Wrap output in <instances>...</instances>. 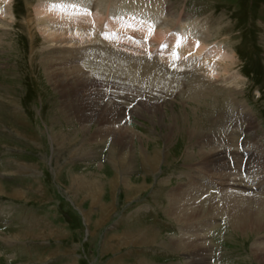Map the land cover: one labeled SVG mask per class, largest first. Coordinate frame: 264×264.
I'll list each match as a JSON object with an SVG mask.
<instances>
[{"label": "rangeland", "instance_id": "obj_1", "mask_svg": "<svg viewBox=\"0 0 264 264\" xmlns=\"http://www.w3.org/2000/svg\"><path fill=\"white\" fill-rule=\"evenodd\" d=\"M120 1L126 2L122 8H139V5L146 8V3L153 2L163 12L159 17L166 14L169 19L181 20L184 26L194 22L213 35L201 40L207 51L199 53L198 38L174 34L173 27L168 28L169 38L178 35L180 44L176 47L186 46L191 53L181 59L179 52L162 47L169 38L159 37V44L154 41L158 22L152 24L151 19L143 21L140 17L129 22L133 26L149 25L146 31L133 27L135 33L143 31L140 33L144 40H141L127 37L125 31H130L123 29L117 19H111L119 25L115 31L125 33L119 37H127L118 40V36L110 37L107 30L111 27L110 20L103 15L99 39L104 43L98 44L112 48L115 56L121 52L129 60L142 58L150 65L161 64L168 72L167 75L164 72L166 77L168 74L174 77L173 86L167 85L165 90L148 89L140 83L142 80L116 77L114 80L130 89L102 87L106 95L102 103H123L119 120L114 126H105L99 122L100 112L87 114L86 108L66 97L67 87L59 86L47 76V68L48 72L49 68L65 67L75 71L81 63L90 62L65 50L63 54L61 51L48 54L55 45L45 40L41 31L50 27L37 21L38 16L51 21L62 16L46 14L42 12L45 8L75 2L0 0V264H190L194 254L191 244L186 242L190 234L170 212L167 194L178 184H186L192 170L204 182L218 183L207 171L197 170V154L215 152L213 148L224 138L223 130L234 133L235 144H231L230 150L241 156L239 169L235 160L228 157L233 161L229 167L233 172L231 178L248 179L241 183L245 185L241 186L246 191L244 194L255 193L264 201V172L257 178L256 164L249 165V155L253 152L255 157L263 158L264 171V0L80 2L83 8L98 5V8H113ZM159 17L156 20L160 21ZM63 19L64 16L57 23ZM74 20L79 26L85 22ZM173 53H178V58ZM213 53L216 59L226 53L232 57L229 72L226 75L221 68H213L219 73L211 79L216 88L203 89L198 97L191 95L187 89L191 79H187L186 73L193 71L207 80L206 73L197 72L196 65L211 70L200 59H215ZM183 58L190 60L189 63L194 61L191 63L194 65L177 64ZM229 77L238 79L230 83ZM110 80L113 82V78ZM229 85L234 92L225 91ZM117 94L129 99L115 98ZM140 104L153 108L149 112L140 110ZM242 112L250 115L252 126L241 119ZM195 119H202L203 124L218 120V124L209 127L217 130L212 133L213 148L207 145L208 138L203 140L206 145L203 146L194 143V139L190 141L186 132L175 131L177 126L185 130ZM102 128L103 135L96 133ZM155 151L159 160L152 169L143 162V155ZM215 189L209 191L213 193ZM207 195L209 192L203 193L200 199ZM203 228L205 231L201 233L205 234L209 247L205 264H264L254 251L256 245L264 244V232L243 233L223 217L209 220Z\"/></svg>", "mask_w": 264, "mask_h": 264}, {"label": "bare ground", "instance_id": "obj_2", "mask_svg": "<svg viewBox=\"0 0 264 264\" xmlns=\"http://www.w3.org/2000/svg\"><path fill=\"white\" fill-rule=\"evenodd\" d=\"M46 1L49 2V0H46ZM50 1L56 2L57 0H50ZM63 1H65V0H63ZM80 1L81 0H73V3L75 2V4L77 6H79V7L81 6L80 8H67V9H63V10L60 8H45V10H43L42 12H44L46 14L47 13H53L56 15V17H58L59 15H62V16H59L54 21L48 20L47 18L46 19L42 18V16L41 17L38 16L37 21H38V23H41V24L47 23V26H46L47 28L48 27H50L51 29L54 28L53 30H51L50 28L48 30H42L41 29L42 30L41 32L43 33L44 39L49 40V42H51L52 44L54 43V45H55V47H54L55 49H52V50L50 49V51L47 52L48 54L53 53L55 55L56 53H60V51H61V54H63L62 50H65V52H68L71 54L75 53L74 55H76V56H78V55L82 56V59H81L82 61H90V62L87 65H84V63H81V67L79 68V70H75V71H69L65 67L62 70H61V68H59V70H57V68L56 69L54 68V70L49 68V72H48V68H47V76L49 78L55 79V82L59 86H61L63 88L67 87V90L65 89L66 91L64 92L66 94V97L71 98L72 101L77 102V104L80 105V107H82L84 110L86 108V113L88 112L87 114H89V113L93 114V113L100 112L99 113V115H100L99 122H104L105 126H106V124H110V125L112 124L113 125L114 122H117L119 120L118 119V116L120 114L119 111L122 110L120 108H121V105L123 103H119L118 101H110L107 104L102 103L103 100L106 98L105 91L104 90L102 91V87H106L107 89H108V87H110V88L111 87H118L120 89L124 88L127 90L130 89L129 86L122 85V82L118 83L117 80H114L116 77L123 78V79L131 78L132 80H136L138 82H140L142 80V82H140V83H142L146 88H148V89L149 88L150 89L156 88L155 90H163V89L165 90V88H168V87H166L167 85L173 86L172 83H174V80H173L174 77L170 76L169 74H168L169 77H166L168 72L165 71V68L161 64H155V65L151 64L150 65V62H146L142 58L138 61H135L136 59H132V57H131V60H129L128 59L129 57H123L121 52H116V54L118 56H115V52L112 48L98 44L97 42H103L102 40L99 39L100 32L103 31V28L101 29V27L99 26V25H101L100 22L102 20L101 17L103 15L105 18H107L108 22L110 20L109 23L111 24L112 28L110 27L107 29L108 33L111 34L110 37H117V36L119 37V35L126 33L127 37L130 36L132 38L135 37V38H140L141 40H144V37H142V35H141L143 33H140V32H143L144 30L146 31L147 30L146 28L149 25L142 24L143 26H139V24H135L133 26V24H130L131 26H129V22H132L133 20L135 21L136 17L143 18V21H145L144 19L147 20L149 18V20L151 19L152 24H154V21L158 22V29H157L156 33L153 35L155 38L154 41L157 44L160 43V41L158 40L159 37L160 38L164 37V39L169 38V36H167L168 32H169L168 28L173 27V30H171V29L170 30L172 32H174V34H178V35H180V34H183V35L191 34L192 36L198 38L200 40V44H199L200 47L197 50V52L201 53L202 51H204V52L207 51V47L205 45H203L204 43L202 41L206 40L207 38H210V35H213V34L208 35L206 33V31L204 30V26L201 27L202 28L201 29L194 22L191 24L190 23L189 24L184 23L185 24V26H184L181 20L172 19V18L169 19L168 15H166V14L163 16L160 15V17H159L158 14L159 13L163 14V12L160 10V8H157L155 3H153V2H151L152 4L146 3V8H143L142 5H141L142 7H140V5H139L138 6L139 8H134V7L133 8L132 7L131 8H122V6H124L122 4L126 3L125 1H123V2L120 1L119 6L115 4L113 6V8H110V6H107V8H101V7L98 8L99 5L97 6V8H83L82 7L83 4ZM2 7H5V6L2 5ZM117 7H120V8H117ZM85 9L88 11L85 12L84 11ZM125 9H128V10L125 11ZM93 11L95 13H93ZM42 12H40L39 14H42ZM50 15L51 14H49L48 16H50ZM63 16H64L63 21L61 23H57V21L58 20L60 21V19H62ZM118 16H120V17L124 16L122 18V20H123L122 22L120 20L121 18ZM66 17H69V18H66ZM158 17L161 19L160 21L156 20V18H158ZM118 18H119V20H118ZM65 19H66V21H65ZM74 19L83 20L85 22L83 25L79 26V25L75 24L76 20H74ZM111 19H117V22L119 21V23L123 27V29H126L130 32L129 33H127L126 31H125V33H123V31L116 32L115 26H117L118 24L115 22H112ZM49 24H50V26H48ZM152 24H151V26H152ZM180 24H181V27H178V29H176V27L179 26ZM113 27H114V29H113ZM133 27L141 29L143 31H139V32L135 33L132 30ZM120 28H118V30H120ZM71 29H72V31H71ZM85 30L90 32V33H87V34L84 33ZM148 33H150V32H148ZM199 33H202L203 35L199 36ZM178 35L170 36V38L168 39V40H170V44H169V42L166 43L168 40L166 42L164 41V44L168 46L169 50L172 49V51L179 52V55H180L179 58L182 59V56H184L185 54L190 55L191 53L189 50L186 49L187 48L186 46L180 47V48L176 47L180 44V42H179L180 40H177V39H179V38H177ZM126 36H124V37L122 36L119 38L117 37V38H118V40H122V38H127ZM113 42H114V39H113ZM115 43H117V41H115ZM173 43H174V45H172ZM83 45H86V46L83 47ZM179 50H181V51H179ZM187 52H189V53H187ZM227 53H226V55L220 56V59H216L215 54L213 53L216 61L213 57H210V58L206 57V58H203V60L200 59V61H202V63L204 62L205 64H208L209 66H211V70L208 71L204 67L202 68L200 65H198V64L196 65V66H198L197 72L198 71L205 72L206 77L208 76L207 80L204 79V77H202L201 75H199L193 71H191V73H189V72L186 73L187 79H191L189 81V84L187 85V89L191 95L198 97L199 95H201V93H200L201 90H203V89L213 90L216 88V86L213 85V83L211 82V79L216 78L217 75H219V73L217 74V72L214 69L216 68V70H217V69L221 68L223 70V72H225L227 75V73L230 70L229 68L232 65L231 61L233 59H232V57L230 58V55H227ZM51 56H53V55H51ZM61 57H62V55H61ZM181 59L179 60V62H177V64H180V65L183 64L181 66H189V67H191V65H194V64H191L194 61L189 63L190 60H187L184 58H183V60H181ZM226 59H228L230 62L227 63L228 60H226ZM206 60L209 62H207ZM223 61H225V62L223 64H220ZM202 63H201V65H202ZM66 64L67 63H65V65ZM142 67H145L144 71H142L143 69L140 70ZM161 71H163V72H161ZM164 72L166 73V75L164 74ZM101 76L105 79L101 80ZM188 76H190V77H188ZM97 78H99V79H97ZM112 78H113V82L110 80ZM119 78H118V80H119ZM229 79H230V77H229ZM235 79H236V77H233V79L231 78L229 80V82L233 83ZM213 80H215V79H213ZM226 85H228V84H226ZM234 85H235V83H234ZM232 87H230V85H229V87L225 88V91L230 92V93L234 92L235 90ZM136 89H138V88H136ZM141 90H142V88H141ZM229 96H231V95H229ZM115 98H120L124 101L129 99V97L126 95L120 96L118 94L115 96ZM225 102L228 103L226 100H225ZM231 102H232V100H231ZM138 107H140L139 108L140 110H146L147 112H149V110L151 111V108H153L152 106L150 107V106L144 105V104H142V105L140 104V106H138ZM225 110H226V107H225ZM240 115H241V119L242 120L245 119V121H247L248 125L252 123L250 115L247 112H244V113L242 112V113H240ZM226 118H227V116H226ZM196 119H195V121L193 120V123L190 124L191 126L190 127L188 126L187 128H185V130H183V128H181L180 126L179 127L177 126V128H175V131L176 132H179V131L186 132L187 135L189 136L188 139L190 141L194 139V143L198 142L199 145H203V146H206L204 144L205 142H203V140L205 138H208L209 143L207 145L208 146L212 145V148H213L214 147L213 144H215V142L213 141L214 140L213 139L214 134H212V133H213V131H217V130H216V127L215 128H209V127L213 123L218 124L219 123V122L217 123L218 120H216L215 122L213 121V123L210 122L209 124L208 123L203 124L202 119H200L199 121ZM84 121H86V120H84ZM110 125H108V126H110ZM251 126H252V124H251ZM108 128H110V131L112 130L111 129L112 127H107L106 129L108 130ZM100 130L101 131H97L96 133L102 134L104 132L103 128ZM218 131L221 132L220 130H218ZM112 134H114V132H112ZM222 135L224 136V138H223L224 141L223 140L220 141V143H218L216 145V147L213 148L215 150V152H210L211 153L210 155H206V154H202V153L197 154V155H199V157H198L199 161L197 163V164H199V168L197 170H202V171L205 170V172L207 171L208 174H211L212 176L216 177L215 179L218 180V183L216 180H214V183H213V181H208V180L204 182L203 179H201L200 177H196L195 171L192 170V171H190L191 176L189 178V181L186 184H181V183L178 184V186L176 188H172L167 194L168 200H169L168 208H169L170 212L172 214H174L177 217V219L183 223V225H184L183 227H185V231L188 234H190L188 237H186V242L191 244V249L193 250L194 254L196 255L195 256L193 254V256L190 257L192 259L190 264H205L206 258L207 259L209 258L207 255V251H209V247H208L206 240H205L206 236H204L205 234L201 233L204 230L203 227L207 226V223L209 220L212 221L213 219H215L217 217H219V218L223 217V219L226 220V222H228V224H230V226H234L235 229H238V230L242 231L243 233H247L248 230L250 232H255V233H258V232L263 233L264 232V201H262L261 199H258L256 197L257 194H255V193L250 195V196H246L244 194L246 191L244 192L242 190L243 188L241 186H245V185H243V184L241 185V183L242 182H248L249 180L248 179H246V180L241 179V176L238 172L237 173L240 176L239 178H237V177L231 178V176H233L232 175L233 172L230 169L231 168L230 164H233L231 162H233L235 160V164H236V166L238 165V169H239L241 156L236 151L230 150V147H232V145L235 144V142L233 143V140L235 138L234 133H232V132L230 133V132H227V130L226 131L223 130ZM222 142H224V143H222ZM251 146H253V145H251ZM227 148H229L230 151L227 150ZM188 155H190V154H188ZM229 156H230V158L232 157L233 161L229 160V158H228ZM111 157H112V153H111ZM249 159H248L250 161L249 165H251L252 163H254V165L256 164V170H254V171L257 173L256 177L260 178V174L262 175V173L264 172L262 170V167H261V166H263V164H262L263 158H261L260 156L255 157L253 155V152H252V154L249 155ZM158 160H159L158 159V153H156V151H155V153L153 152V154H151V155L150 154L143 155V162H146L150 167H152V169H155V166H156ZM227 160H228V162H227ZM252 167H254V166H252ZM226 170H229L227 175L224 173V172H226ZM239 172H241V171H239ZM244 178H246V177H244ZM257 178H254V179H257ZM253 184H255V182H253ZM211 188H213V189L216 188L215 189L216 191L211 193L209 191V190H211ZM206 192H209L210 195L209 196L207 195V197L205 199L201 200L200 195H202L203 193H206ZM262 196H264V195H262ZM96 197H98V194ZM93 198H94V196H93ZM260 198H261V196H260ZM100 208H103V207H100ZM193 232H197V233L194 234ZM186 242L184 243L185 245L187 244ZM185 245H184V247H185ZM263 248H264V244L261 243V244L256 245V247L254 248V251L257 254V257L261 261L264 262V249ZM192 250H190V252Z\"/></svg>", "mask_w": 264, "mask_h": 264}, {"label": "snow or ice", "instance_id": "obj_3", "mask_svg": "<svg viewBox=\"0 0 264 264\" xmlns=\"http://www.w3.org/2000/svg\"><path fill=\"white\" fill-rule=\"evenodd\" d=\"M52 7H59L62 10L63 9H67L69 7H71V8H78V6L75 5V4L69 5V4H64V3H61V4H53ZM84 11L87 12L88 10L85 9ZM129 26H131V25H129ZM162 47H167V45H162ZM173 55H174V58H178V53H173Z\"/></svg>", "mask_w": 264, "mask_h": 264}]
</instances>
